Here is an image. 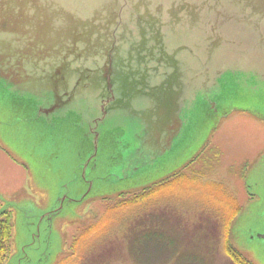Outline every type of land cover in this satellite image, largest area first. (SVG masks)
<instances>
[{
    "label": "rangeland",
    "instance_id": "374dc122",
    "mask_svg": "<svg viewBox=\"0 0 264 264\" xmlns=\"http://www.w3.org/2000/svg\"><path fill=\"white\" fill-rule=\"evenodd\" d=\"M200 96L173 147L144 163L129 120L95 135L74 107L51 124L33 84L0 78V211L14 221L3 264H234L228 237L264 264V193L247 186L264 179V78L227 74L212 95L261 117L238 109L216 124Z\"/></svg>",
    "mask_w": 264,
    "mask_h": 264
},
{
    "label": "water",
    "instance_id": "95a60500",
    "mask_svg": "<svg viewBox=\"0 0 264 264\" xmlns=\"http://www.w3.org/2000/svg\"><path fill=\"white\" fill-rule=\"evenodd\" d=\"M238 73L264 78V0H0V78L33 84L51 124L74 107L94 134L129 120L144 163L173 147L200 95L216 124L238 109L261 117L212 96ZM247 186L264 193V179Z\"/></svg>",
    "mask_w": 264,
    "mask_h": 264
},
{
    "label": "trees",
    "instance_id": "16d2710c",
    "mask_svg": "<svg viewBox=\"0 0 264 264\" xmlns=\"http://www.w3.org/2000/svg\"><path fill=\"white\" fill-rule=\"evenodd\" d=\"M192 162V161H191ZM179 173V172H178ZM178 173H175L177 175ZM172 176V175H171ZM170 177V176H169ZM173 177V176H172ZM164 180V179H163ZM162 180V181H163ZM169 180H165L160 182V187L162 185H166V182ZM169 184V183H167ZM143 197V196H142ZM131 198L123 199L119 201V204H126L130 202ZM239 212V209L234 210L232 214L235 216ZM156 233V232H154ZM154 233H145L143 234L142 239L150 238ZM160 237H162L169 245L176 246V239L174 236L170 237L166 233L159 230ZM14 235V221L13 217L9 211H5L2 215H0V264H3L7 259V256L10 253V243ZM226 251L230 255V258L233 260L234 264H257L251 256L240 250L231 240L230 237L226 240Z\"/></svg>",
    "mask_w": 264,
    "mask_h": 264
}]
</instances>
